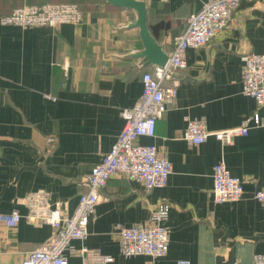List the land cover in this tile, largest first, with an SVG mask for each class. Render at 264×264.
Segmentation results:
<instances>
[{
	"label": "crops",
	"instance_id": "1",
	"mask_svg": "<svg viewBox=\"0 0 264 264\" xmlns=\"http://www.w3.org/2000/svg\"><path fill=\"white\" fill-rule=\"evenodd\" d=\"M131 1L144 4L148 34L168 57L188 17L210 0ZM47 4L77 5L80 24L0 23V214L21 217L13 230L0 224V264H22L52 236L49 225L26 220L29 193L44 191L64 216L73 214L86 177L124 126L121 109L137 103L141 76L154 66L142 56L137 11L108 0H0V18ZM249 53H264V0H241L226 29L186 51V68L174 73L175 103L156 121L154 137L137 140L171 164L166 187L145 191L114 175L100 192L87 238L72 242L68 264H83L75 254L82 247L113 257L110 264H253L254 255H264V205L253 199L264 189V126L250 125L229 145L212 136L198 146L183 139L188 120L204 119L209 132L237 127L254 113L264 121V109L242 94V57ZM220 162L242 182L237 202H213L212 168ZM162 201L170 207L167 254L122 257L119 230L150 225Z\"/></svg>",
	"mask_w": 264,
	"mask_h": 264
},
{
	"label": "built area",
	"instance_id": "2",
	"mask_svg": "<svg viewBox=\"0 0 264 264\" xmlns=\"http://www.w3.org/2000/svg\"><path fill=\"white\" fill-rule=\"evenodd\" d=\"M159 1L165 3L169 0ZM240 1L210 0L203 5L198 12L188 17L185 31L175 39L174 48L166 62L162 66L154 65L152 70L142 74L141 97L133 107L121 109L124 126L109 152L86 177L87 191L79 196L71 216L63 215L60 203L51 205L49 195L44 191L29 193L25 197L28 223L49 225L53 233L49 240L29 252L22 264H68L66 254L72 250V242L87 238L88 223L94 216L100 192L114 175L123 176L145 191L166 187L171 164L157 156L155 146L141 145L137 140L154 137L156 121L164 115L169 105L175 103L179 82L174 78V73L186 68V51L207 45L226 29ZM81 20V11L75 4H47L16 9L1 17L0 23L21 28H55L62 24L79 25ZM242 94L252 98L259 109H264V53H249L242 57ZM250 125L263 127L264 121L258 113H254L237 127L209 132L204 119L188 120L183 139L190 146H198L212 136L223 145H229L233 139L247 136ZM47 142L52 144L53 138ZM212 183L214 203H233L242 198L241 180L231 176L223 162L213 166ZM253 199L264 205V189L255 191ZM169 208L165 201L159 202L152 210L150 225L120 229L119 254L126 258L164 257L169 246V231L166 227ZM20 218L17 212L0 214V224L13 230ZM75 254L82 258L83 264H110L114 261L113 257L86 247L75 251ZM176 264L191 263L180 259ZM253 264H264V255H254Z\"/></svg>",
	"mask_w": 264,
	"mask_h": 264
},
{
	"label": "water",
	"instance_id": "3",
	"mask_svg": "<svg viewBox=\"0 0 264 264\" xmlns=\"http://www.w3.org/2000/svg\"><path fill=\"white\" fill-rule=\"evenodd\" d=\"M108 2L114 6L133 8L137 11L138 20L136 22V26L140 30V37L144 45L142 56L145 58V60H147L148 63H151L152 65L162 66L166 62L167 56L160 51L158 46L154 43V41L148 34L145 24L146 14L144 4L131 0H108Z\"/></svg>",
	"mask_w": 264,
	"mask_h": 264
}]
</instances>
